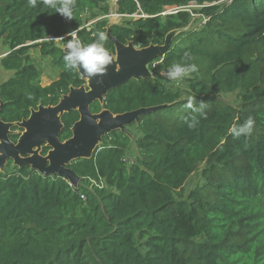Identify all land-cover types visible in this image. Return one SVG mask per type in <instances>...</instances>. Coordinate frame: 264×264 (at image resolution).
Masks as SVG:
<instances>
[{
	"label": "trees",
	"instance_id": "16d2710c",
	"mask_svg": "<svg viewBox=\"0 0 264 264\" xmlns=\"http://www.w3.org/2000/svg\"><path fill=\"white\" fill-rule=\"evenodd\" d=\"M191 3L199 7L185 9ZM166 8L179 10L162 15ZM113 10L117 24H109V0H75L71 20L43 0L36 7L0 0V41L8 47L0 66L13 72L0 84L4 123L86 87L79 73L63 68L67 42L86 45L104 32L114 54L107 32L137 50L163 46L170 36L150 77L90 104L92 114L162 108L103 136L90 158L70 162L76 187L11 161L0 171V264H264V0H117ZM194 13L205 23L188 29ZM31 49L58 70L47 86ZM185 52L198 70L180 88L160 72L184 63ZM229 93L237 94V107L223 99ZM189 97L203 108H186ZM249 117L251 135L233 137L229 129ZM78 119L75 110L62 115L61 142ZM131 146L136 157L128 167L122 158L133 156ZM99 179L103 187L91 185Z\"/></svg>",
	"mask_w": 264,
	"mask_h": 264
},
{
	"label": "water",
	"instance_id": "95a60500",
	"mask_svg": "<svg viewBox=\"0 0 264 264\" xmlns=\"http://www.w3.org/2000/svg\"><path fill=\"white\" fill-rule=\"evenodd\" d=\"M107 35L114 44L115 52L111 55L116 54V62L108 67L106 75L89 80L79 73L81 79L86 81V87L71 88L56 106H39L37 110H31L28 119L19 123L10 124L0 120V171L4 170L9 160L14 166H29L42 176L55 175L76 187L80 179L68 168L70 162L90 158L103 136L115 130L125 132V127L137 122L142 115L162 108H141L118 115L107 110L91 113L90 104L95 101L102 103L111 89L131 79L150 77L148 67L163 55L170 41L168 36L163 46H149L137 50L131 43L123 45L109 37V32ZM63 51L65 53V48ZM71 110L78 112L79 119L71 128V137L61 142V117ZM13 126L22 129L16 143L9 139L10 134H15L11 132ZM42 147L49 148L45 156L38 153Z\"/></svg>",
	"mask_w": 264,
	"mask_h": 264
},
{
	"label": "clouds",
	"instance_id": "9594fccd",
	"mask_svg": "<svg viewBox=\"0 0 264 264\" xmlns=\"http://www.w3.org/2000/svg\"><path fill=\"white\" fill-rule=\"evenodd\" d=\"M38 0H28L31 7H36ZM49 7L56 9V12L66 20L72 19L75 0H43ZM107 36L104 32L97 33L96 39L89 44H82L78 39L69 41L65 45V54L63 56V68L65 71L77 72L87 77L89 80L102 77L107 74L108 67L114 63L115 57L105 48ZM193 57L185 52L184 63L174 64L167 72L166 78L169 81H181L190 73L196 72L197 66L194 63H188ZM196 100L189 97L185 105L186 108H192L194 111L203 108L204 103H200V109L194 107ZM196 121L189 122V127H194ZM254 120L249 117L243 124L233 125L229 132L235 138L249 136L253 131Z\"/></svg>",
	"mask_w": 264,
	"mask_h": 264
},
{
	"label": "rangeland",
	"instance_id": "374dc122",
	"mask_svg": "<svg viewBox=\"0 0 264 264\" xmlns=\"http://www.w3.org/2000/svg\"><path fill=\"white\" fill-rule=\"evenodd\" d=\"M109 4L112 7V14H110V16L108 17V21L109 24H117L120 21V17L116 14H113V8L115 6L114 2L109 0ZM191 6L189 7V10H191L192 8L196 9L198 7H196L193 3L190 4ZM193 19L191 21V23L188 25V29H192V28H197L199 25H201V22H203V19L200 17L199 14L194 13L192 14ZM115 18V19H114ZM89 25V24H87ZM0 48H2V50H7L8 51V47L4 44H2V42L0 41ZM136 49V48H135ZM30 55L34 60V63L36 64L38 70L40 71V84L41 86H47L48 84H50L51 82H53L55 79H57L58 76V70L55 69L50 62V59L47 57H42L38 50L36 49H31L30 50ZM115 57L114 62H116V54L112 55ZM118 68V66H116ZM149 70V67H148ZM150 72V70H149ZM13 76V72L11 71H6L4 70L1 66H0V84L5 82L6 80H8L9 78H11ZM186 78V77H185ZM174 84V83H173ZM87 85V84H86ZM177 87L180 88H184L185 83L183 82V79L179 82H177L176 84H174ZM186 96V95H184ZM223 99L229 103L230 105L237 107L238 106V97L236 93H229V94H223ZM43 147L39 149V154H41ZM132 154L133 157H136V150L134 146H131L130 148V153ZM9 161V160H8ZM7 161V162H8ZM6 162V164H7ZM5 164V166H6ZM13 165V163H12ZM5 168V167H4ZM198 182V175L193 174L192 176L189 177V179L186 181L183 189L185 193H188V191L190 189H192L194 187V185Z\"/></svg>",
	"mask_w": 264,
	"mask_h": 264
},
{
	"label": "built area",
	"instance_id": "2783aa9c",
	"mask_svg": "<svg viewBox=\"0 0 264 264\" xmlns=\"http://www.w3.org/2000/svg\"><path fill=\"white\" fill-rule=\"evenodd\" d=\"M110 1H112V2H114V4L116 3V1L117 0H110ZM194 4V3H193ZM195 5V4H194ZM191 5H189V6H187V7H185V9H189V7H190ZM196 7H199V6H197V5H195ZM179 9H176V8H166L165 9V12L164 13H162V15H165V14H170V13H175V12H177ZM110 16V15H109ZM108 16V17H109ZM193 16V15H192ZM203 23H205V20L203 19ZM151 66H152V68H156L157 67V65H158V63L157 62H155V61H153V62H151V64H150ZM150 67V66H149ZM170 68H167V69H164V70H162L161 72H160V74H161V76H163L164 78H166V72L169 70ZM149 70H150V68H149ZM167 79V78H166ZM171 82H173L174 84H176L177 83V81H171ZM122 162L125 164V165H127L128 167H130V166H132L133 164H134V157L133 156H130V155H127V156H124L123 158H122ZM91 182V185L92 186H96V187H98V188H101V187H103V182H102V180L101 179H99V182H96V181H93V180H91L90 181ZM68 184L70 185V187H74L73 185H71L69 182H68ZM91 186V187H92ZM80 198L82 199V200H85V196L83 195V194H80Z\"/></svg>",
	"mask_w": 264,
	"mask_h": 264
},
{
	"label": "crops",
	"instance_id": "0c3cea01",
	"mask_svg": "<svg viewBox=\"0 0 264 264\" xmlns=\"http://www.w3.org/2000/svg\"><path fill=\"white\" fill-rule=\"evenodd\" d=\"M0 46H2V45H0ZM6 53H7V50H2V48H0V58L5 56Z\"/></svg>",
	"mask_w": 264,
	"mask_h": 264
},
{
	"label": "flooded vegetation",
	"instance_id": "af4514ba",
	"mask_svg": "<svg viewBox=\"0 0 264 264\" xmlns=\"http://www.w3.org/2000/svg\"><path fill=\"white\" fill-rule=\"evenodd\" d=\"M15 134H18V135H20L21 133H19V132H14ZM19 137V136H18ZM12 162V161H11Z\"/></svg>",
	"mask_w": 264,
	"mask_h": 264
},
{
	"label": "bare ground",
	"instance_id": "6f19581e",
	"mask_svg": "<svg viewBox=\"0 0 264 264\" xmlns=\"http://www.w3.org/2000/svg\"><path fill=\"white\" fill-rule=\"evenodd\" d=\"M115 19V18H114Z\"/></svg>",
	"mask_w": 264,
	"mask_h": 264
}]
</instances>
